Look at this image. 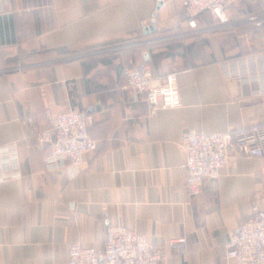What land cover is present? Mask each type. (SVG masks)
Here are the masks:
<instances>
[{
  "label": "crops",
  "instance_id": "obj_1",
  "mask_svg": "<svg viewBox=\"0 0 264 264\" xmlns=\"http://www.w3.org/2000/svg\"><path fill=\"white\" fill-rule=\"evenodd\" d=\"M161 1L0 0V146H17L20 173L0 171V264H66L72 244L101 250L109 224L165 248L160 264H235L225 244L264 206V155L230 157L189 195L182 135L264 123L258 84L222 68L264 52V25L246 21L263 9L238 0L225 8L230 25L211 29L203 13L191 30L186 0ZM144 62L154 85L177 74L180 107L150 114L127 87L122 69ZM65 111L91 117L97 148L77 171H50L33 130ZM178 237L182 252L168 246Z\"/></svg>",
  "mask_w": 264,
  "mask_h": 264
},
{
  "label": "built area",
  "instance_id": "obj_2",
  "mask_svg": "<svg viewBox=\"0 0 264 264\" xmlns=\"http://www.w3.org/2000/svg\"><path fill=\"white\" fill-rule=\"evenodd\" d=\"M238 0H186V26L198 27V18L208 13L215 23L211 29L230 25L225 8ZM262 13L246 18L255 27L264 25V0H259ZM226 77L241 83L258 84L255 94L264 95V52L222 66ZM126 85L136 94H142L150 114L160 109L181 106L175 85L177 74H168L161 84H152V68L144 62L122 69ZM30 124L32 118L25 119ZM91 117L77 111L59 112L52 116L51 125L33 130L37 147H49L45 166L50 171L68 167L77 171L84 156L97 148L90 138L88 128ZM185 153L186 191L199 194L206 183L215 181L230 157H260L264 155V123L251 122L224 132H197L187 130L182 135ZM17 146L14 143L0 146V171L19 177ZM5 178L0 175V181ZM104 216L107 212L104 211ZM186 238L168 240V246L177 252L185 248ZM226 257L235 264H264V206L252 205L248 217L235 227L225 244ZM168 258L163 247L151 246L146 237L125 226L109 224L103 248L82 247L72 244L68 249L66 264H160Z\"/></svg>",
  "mask_w": 264,
  "mask_h": 264
},
{
  "label": "water",
  "instance_id": "obj_3",
  "mask_svg": "<svg viewBox=\"0 0 264 264\" xmlns=\"http://www.w3.org/2000/svg\"><path fill=\"white\" fill-rule=\"evenodd\" d=\"M161 2H162L161 0H158L157 7H160ZM154 29H155V27L152 25V26L150 27V31L152 32V31H154Z\"/></svg>",
  "mask_w": 264,
  "mask_h": 264
}]
</instances>
